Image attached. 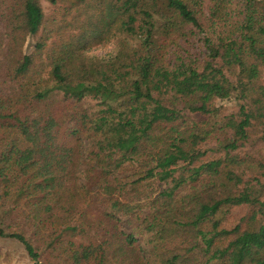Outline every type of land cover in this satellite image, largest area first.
<instances>
[{"label": "trees", "instance_id": "16d2710c", "mask_svg": "<svg viewBox=\"0 0 264 264\" xmlns=\"http://www.w3.org/2000/svg\"><path fill=\"white\" fill-rule=\"evenodd\" d=\"M46 1L62 19L2 1L0 241L35 264H264V0ZM114 25L142 46L87 60Z\"/></svg>", "mask_w": 264, "mask_h": 264}, {"label": "rangeland", "instance_id": "374dc122", "mask_svg": "<svg viewBox=\"0 0 264 264\" xmlns=\"http://www.w3.org/2000/svg\"><path fill=\"white\" fill-rule=\"evenodd\" d=\"M2 1L0 0V81L2 80L3 71L2 61L4 58V54L6 53V47L8 45L9 37L7 29L5 28V21L3 20V14L6 12L4 11V6L2 5ZM40 4L42 6L44 14L48 18L55 19L59 21L62 19V15H60V11L62 5L59 3L58 6H53L46 0H40ZM185 48L188 46L184 45ZM191 52H198L200 50L199 45L194 44L190 47ZM5 93V96H9L10 89L7 88L5 85L0 84V93ZM225 106L231 109H238L240 106V93L236 91L232 93L231 98L227 101H224ZM0 264H35L31 261L28 256L26 255L23 248L15 241L12 240H4L0 241Z\"/></svg>", "mask_w": 264, "mask_h": 264}, {"label": "clouds", "instance_id": "9594fccd", "mask_svg": "<svg viewBox=\"0 0 264 264\" xmlns=\"http://www.w3.org/2000/svg\"><path fill=\"white\" fill-rule=\"evenodd\" d=\"M145 37L143 34L128 36L117 26H113L109 33L102 37L98 42L90 44L82 50V55L90 61L99 63H110L114 61L121 53V42L123 41L132 50H138L142 46Z\"/></svg>", "mask_w": 264, "mask_h": 264}]
</instances>
